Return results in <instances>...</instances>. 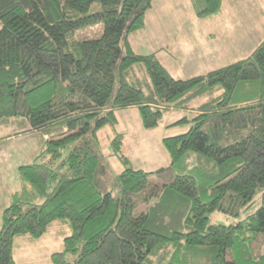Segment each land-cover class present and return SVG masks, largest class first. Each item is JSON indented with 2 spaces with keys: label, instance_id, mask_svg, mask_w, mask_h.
Segmentation results:
<instances>
[{
  "label": "trees",
  "instance_id": "1",
  "mask_svg": "<svg viewBox=\"0 0 264 264\" xmlns=\"http://www.w3.org/2000/svg\"><path fill=\"white\" fill-rule=\"evenodd\" d=\"M152 1L0 0V123L22 128L13 136L41 132L44 142L36 161L18 166L0 264H14L15 236L37 239L55 221L70 234L52 264H264V38L240 60L174 79L155 52L137 54L129 42ZM189 1L199 18L223 2ZM98 25V37H76ZM135 64L146 68V90L130 80ZM129 107L146 129L168 109H192L188 130L162 140L166 168L133 169L121 154L115 113ZM105 126L124 165L110 190L98 137ZM153 173L161 183H149ZM142 194L146 207L134 215ZM257 195L260 205L240 218ZM215 211L238 220L211 224Z\"/></svg>",
  "mask_w": 264,
  "mask_h": 264
},
{
  "label": "rangeland",
  "instance_id": "2",
  "mask_svg": "<svg viewBox=\"0 0 264 264\" xmlns=\"http://www.w3.org/2000/svg\"><path fill=\"white\" fill-rule=\"evenodd\" d=\"M93 6L99 8L98 3ZM94 7L92 10H95ZM101 31V25L93 26L77 32L76 37H98ZM263 38L264 0H223L218 12L203 18L195 15L189 0H153L146 13L144 27L130 33L129 42L137 54L155 52L159 62L174 79H187L246 57ZM133 70L130 80L138 79L146 90V84L150 86L146 68L135 64L129 72ZM189 102L191 106L198 103L195 100ZM191 110L168 109L152 129L143 127L136 107L116 110L115 131L123 133L121 154L128 158L129 166L145 172L166 168L170 158L162 140L188 130L190 122L185 118H193ZM21 129L13 121L0 123V227L3 209L11 203V194L20 189L18 166L36 161L44 144L41 132L12 135ZM113 134L110 126L98 132L102 161L108 169L104 176L107 190L112 188L113 176L124 169V165L112 155L110 141ZM6 136L10 137L5 140ZM149 183L157 184L161 180L153 173L149 176ZM142 197L143 194L135 199L134 215L146 207ZM259 205L257 195L255 203L241 212L240 218L254 212ZM208 216L211 224L228 225L238 220L219 211ZM66 231L67 227L57 221L37 239L28 235L15 236L11 252L14 264H52L51 255L63 250L62 240Z\"/></svg>",
  "mask_w": 264,
  "mask_h": 264
},
{
  "label": "crops",
  "instance_id": "3",
  "mask_svg": "<svg viewBox=\"0 0 264 264\" xmlns=\"http://www.w3.org/2000/svg\"><path fill=\"white\" fill-rule=\"evenodd\" d=\"M189 3H190V1H189ZM9 137H10V136H9ZM9 137H6V139H8ZM44 138H46V137L44 136ZM6 139H5V140H6ZM12 194H13V193H12ZM55 222H57V221H55ZM58 222H59V224H61V225H65V226L67 227L68 231H66V234L64 235V237L68 236V235L70 234V230H69V228H68V225L65 224L64 222H61V221H58ZM52 223H53V222H52ZM52 223H51V224H52ZM51 224H50V225H51ZM49 227H50V226H49ZM49 227H48V228H49ZM47 230H48V229H47ZM61 250H62V249H61ZM61 250H60V251H61ZM57 252H59V251H57Z\"/></svg>",
  "mask_w": 264,
  "mask_h": 264
}]
</instances>
